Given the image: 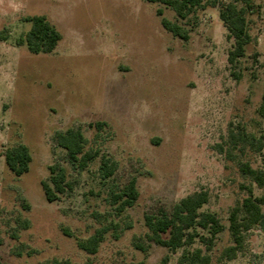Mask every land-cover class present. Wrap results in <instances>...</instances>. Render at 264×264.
Returning a JSON list of instances; mask_svg holds the SVG:
<instances>
[{"label":"rangeland","instance_id":"obj_1","mask_svg":"<svg viewBox=\"0 0 264 264\" xmlns=\"http://www.w3.org/2000/svg\"><path fill=\"white\" fill-rule=\"evenodd\" d=\"M254 3L252 41L233 67L234 40L219 6L181 20L145 0H0L2 264H181L186 249L171 252L150 242L145 215L201 190L210 194L202 210L217 213L225 225L207 251L211 264H264L258 227L245 233L235 259H221L233 244L231 209L248 195L246 187L264 195V186L239 171L242 162L264 170V151L233 145L245 134L264 135V0ZM159 9L189 30L188 41L162 26ZM32 15H45L61 32L52 53L32 54L19 44ZM69 129L82 131L86 151L99 152L85 169L72 165L57 144V133ZM19 144L32 155L23 176L4 157ZM104 155L117 165L107 179L100 169ZM50 167L67 176L53 202L42 185ZM132 179L139 198L119 212L112 196ZM99 231L97 253L80 249V241ZM198 247L205 249L199 241L188 249Z\"/></svg>","mask_w":264,"mask_h":264},{"label":"trees","instance_id":"obj_2","mask_svg":"<svg viewBox=\"0 0 264 264\" xmlns=\"http://www.w3.org/2000/svg\"><path fill=\"white\" fill-rule=\"evenodd\" d=\"M149 3H160L171 8L179 19L187 20L199 9L206 6L220 7V18L224 22L228 37L234 40L233 49L229 52V63L237 66L239 59L246 55L247 46L252 37L249 31L248 16L254 11V0H145ZM162 26L172 33L174 37L188 41L189 30L177 22L164 16V11L159 9ZM31 24L28 32L19 39V44H25L32 54H49L55 51L62 40L61 32L45 15H32L24 19ZM260 115L264 118V99L259 108ZM98 125H101L98 123ZM251 138V140L249 139ZM59 147L63 148L72 165L85 169L91 162L99 157L98 151L85 150L86 138L80 129H69L59 132L56 136ZM241 143V149L251 146L255 151H264V135L259 139L252 134L243 135L235 139L233 145ZM8 168L16 175L23 176L30 170L32 155L24 144L7 149L4 153ZM100 169L103 178H110L115 174L117 165L108 156L101 158ZM241 175L264 186V170L255 169L249 163L242 162L239 167ZM49 182H42L45 196L48 201L58 199V194L64 192L67 184L65 171L57 167H50ZM248 195L237 203L230 212L229 231L233 244L222 251L221 259L233 260L244 248L245 233L258 227L264 232V195L256 196L252 187H246ZM113 203L117 210L123 212L132 207L139 198L136 180L132 179L120 192L113 194ZM210 201V194L206 190L196 191L180 199L172 209L161 208L156 214L145 215V225L148 228V240L161 245L171 252L181 248L183 254L181 264H211L212 257L207 251L212 250L220 233L225 230V225L215 212L203 211V207ZM206 233V234H205ZM103 240L99 231L86 241H80L79 247L89 254L98 252ZM196 241L201 242L205 249L192 247ZM141 248V247H140ZM167 259V258H166ZM0 264L1 259H0ZM53 264H62L54 262ZM63 264H69L68 262Z\"/></svg>","mask_w":264,"mask_h":264}]
</instances>
